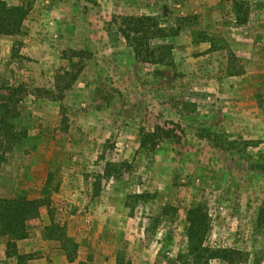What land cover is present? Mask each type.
I'll list each match as a JSON object with an SVG mask.
<instances>
[{
  "label": "rangeland",
  "instance_id": "1",
  "mask_svg": "<svg viewBox=\"0 0 264 264\" xmlns=\"http://www.w3.org/2000/svg\"><path fill=\"white\" fill-rule=\"evenodd\" d=\"M244 1L245 25L231 0H0L23 9L19 33L0 34V97L44 94L19 104L27 137L0 163V199L37 209L28 238L43 229L73 264H196L184 257L196 209L207 246L264 264V0ZM126 16L158 18L174 66L137 60ZM63 70L80 75L61 95ZM8 240L0 264H19Z\"/></svg>",
  "mask_w": 264,
  "mask_h": 264
},
{
  "label": "trees",
  "instance_id": "2",
  "mask_svg": "<svg viewBox=\"0 0 264 264\" xmlns=\"http://www.w3.org/2000/svg\"><path fill=\"white\" fill-rule=\"evenodd\" d=\"M231 5L236 16V22L239 25H245L250 15L248 2L231 0ZM22 21L23 9L21 7L9 8L4 3H0V34L14 35L19 33ZM119 31L123 38L132 45L138 61L156 66L170 67L175 65L174 47L166 42L169 37L167 30L161 26L160 21L155 16L122 17ZM83 54L82 51L72 50L67 59H74ZM79 75L80 71L76 70H63L57 74L55 78L56 88L61 92V95L65 90L73 87ZM5 87L2 86L1 89L5 90ZM6 90L8 94H2L0 97L2 100L0 103V150L2 152L0 163L5 161L7 151L23 145L27 137V133L17 123V119L20 117L19 104L29 94L44 95L43 91L38 88L30 92L24 84ZM48 93L50 92H46V94ZM161 132L163 131L160 127L153 133L143 132L141 145L146 146L150 138H158ZM33 204L37 205V203ZM31 206L33 205L27 197L0 199V235L9 239L6 256L7 258H19V264L26 257L18 254V246L14 240L19 241L28 238L29 221L38 217L35 214L37 209H31ZM187 221L188 252L184 257L192 258L196 264H210L213 260H220L225 264H241L245 260L244 253L239 250L207 246L205 242L207 229L196 209L188 212ZM256 226L258 229L264 230V200L258 210Z\"/></svg>",
  "mask_w": 264,
  "mask_h": 264
},
{
  "label": "crops",
  "instance_id": "3",
  "mask_svg": "<svg viewBox=\"0 0 264 264\" xmlns=\"http://www.w3.org/2000/svg\"><path fill=\"white\" fill-rule=\"evenodd\" d=\"M46 225H48V223ZM37 237L42 242L41 244H38ZM48 241L49 239L43 229L34 231L29 238L18 243L19 255H28L27 264H73L71 260H67V254L62 253L60 250H56L59 249V246H53L51 249L48 248V246L45 245ZM21 243H24V246H22ZM9 264L17 263H11L10 259ZM107 264H113V260H110Z\"/></svg>",
  "mask_w": 264,
  "mask_h": 264
}]
</instances>
